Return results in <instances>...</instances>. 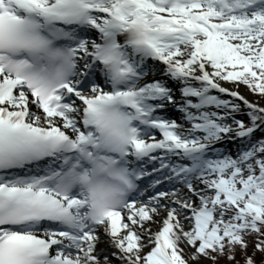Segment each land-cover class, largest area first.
<instances>
[{
  "label": "snow or ice",
  "instance_id": "1",
  "mask_svg": "<svg viewBox=\"0 0 264 264\" xmlns=\"http://www.w3.org/2000/svg\"><path fill=\"white\" fill-rule=\"evenodd\" d=\"M225 83L264 96V0H0V264L264 253V106Z\"/></svg>",
  "mask_w": 264,
  "mask_h": 264
},
{
  "label": "trees",
  "instance_id": "2",
  "mask_svg": "<svg viewBox=\"0 0 264 264\" xmlns=\"http://www.w3.org/2000/svg\"><path fill=\"white\" fill-rule=\"evenodd\" d=\"M251 96L253 97V99L256 102L264 103V96L255 95L252 92H251ZM240 119L247 120V117L246 116H240ZM256 239H257V237L255 235H252L248 238L249 247L247 249L246 254L241 253L239 248H237L236 252L234 253L235 254V260H229L225 256L223 258L217 259L215 261V264H244L245 255L251 256L254 259L255 264H261V262L264 261V253L255 250L254 245H255ZM205 264H214V262L212 260L208 259Z\"/></svg>",
  "mask_w": 264,
  "mask_h": 264
},
{
  "label": "rangeland",
  "instance_id": "3",
  "mask_svg": "<svg viewBox=\"0 0 264 264\" xmlns=\"http://www.w3.org/2000/svg\"><path fill=\"white\" fill-rule=\"evenodd\" d=\"M156 75H157V78H159L160 73H157ZM225 84H227V83H225ZM227 85L232 86L233 88H235V89H237V90H239V91H241L243 93H246L247 95L251 96L250 92H249V89L246 86H244V85H240L239 88H237L236 85H234V84H227ZM32 110H33V108H32ZM167 115L172 117V118L179 119V115L175 116V115H172L170 113H167ZM256 135L259 137V136L264 135V134L258 132ZM167 187L170 188L171 185H167ZM207 260L208 259H200L199 261L195 262V264H205ZM190 264H192V262H190Z\"/></svg>",
  "mask_w": 264,
  "mask_h": 264
},
{
  "label": "bare ground",
  "instance_id": "4",
  "mask_svg": "<svg viewBox=\"0 0 264 264\" xmlns=\"http://www.w3.org/2000/svg\"><path fill=\"white\" fill-rule=\"evenodd\" d=\"M33 110L35 111L36 109L33 107ZM167 113H170L172 115H175L177 112H175L174 109H172L171 107H169V109L167 110Z\"/></svg>",
  "mask_w": 264,
  "mask_h": 264
}]
</instances>
